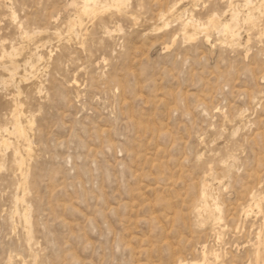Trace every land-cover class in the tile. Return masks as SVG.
<instances>
[{"label": "rangeland", "instance_id": "374dc122", "mask_svg": "<svg viewBox=\"0 0 264 264\" xmlns=\"http://www.w3.org/2000/svg\"><path fill=\"white\" fill-rule=\"evenodd\" d=\"M111 1L0 0V264H264V0Z\"/></svg>", "mask_w": 264, "mask_h": 264}, {"label": "bare ground", "instance_id": "6f19581e", "mask_svg": "<svg viewBox=\"0 0 264 264\" xmlns=\"http://www.w3.org/2000/svg\"><path fill=\"white\" fill-rule=\"evenodd\" d=\"M112 1H114L116 4H119V6H120V4H123V3H121V0H112ZM111 1V2H112ZM250 2V1H249ZM85 4H84V6L82 7V6H80L81 7V9H79V11L80 10H84V11H88V10H90L91 8L93 9V8H97V7H100V0H85V2H84ZM103 3V2H102ZM115 3H114V6H115ZM105 4H107L106 2H105ZM109 4V3H108ZM107 4V5H108ZM110 5H111V3H110ZM174 5V4H173ZM112 6V5H111ZM105 7V6H104ZM117 7V6H116ZM174 7H176V6H174ZM118 8H120V7H118ZM170 8V7H169ZM92 9L90 10V11H92ZM95 9H94V11H95ZM105 9H107L106 7H105ZM115 9H117V8H115ZM172 10L174 9L173 7L171 8ZM102 10V9H101ZM170 10V9H169ZM181 10V9H180ZM183 10V9H182ZM93 11V12H94ZM98 11V10H97ZM184 12H185V10H183ZM81 12V11H80ZM168 12H170V11H168ZM84 13H86L87 14V12H84ZM165 13V12H164ZM171 13V12H170ZM178 13V12H177ZM177 13H176V15H177ZM183 13V12H182ZM215 13V12H214ZM213 13V14H214ZM163 14V13H162ZM179 14V13H178ZM210 14V13H209ZM215 14H217V13H215ZM214 14V15H215ZM164 16V15H163ZM173 16V15H172ZM212 16V15H211ZM178 17V16H177ZM177 17H175L174 19H172L171 21H173V20H177L176 18ZM171 19V17L169 18V20ZM218 19V18H217ZM231 19H233L232 20V22L230 23V22H224V23H222L223 25L221 26L223 29H224V31L226 30L227 31V29H231V26L232 25H235L236 23H237V18L235 17V18H231ZM230 19V20H231ZM187 20V19H186ZM166 21H168V20H166ZM170 21V22H171ZM182 21V20H181ZM170 22H166L165 23V25H168ZM183 23H184V21H182ZM216 22H218L213 16L212 17H210L209 16V18L206 20L205 19V21L204 22H199V20H197L196 18H195V16L193 17V15H191V16H188V21L186 22V24L188 25H190V24H194V25H197L198 26V28H199V25H200V27H202V28H204V29H211V28H213L212 26H214V27H216L215 26V24H216ZM219 23V22H218ZM186 24H185V26H186ZM164 25V24H163ZM184 26V25H183ZM196 27V26H195ZM234 27V26H233ZM187 29V28H186ZM191 29V28H190ZM217 29V28H216ZM219 29V28H218ZM220 30V29H219ZM183 31V30H182ZM185 31V30H184ZM183 31V32H184ZM192 31H194V30H192ZM197 31V30H196ZM205 31V30H204ZM232 31V30H231ZM187 32V31H186ZM223 32V31H222ZM228 32H229V30H228ZM189 33V32H188ZM188 33H186V34H188ZM197 33V32H196ZM199 33V32H198ZM230 33V32H229ZM185 34V35H186ZM233 35H235V34H233ZM195 36V35H194ZM194 36L192 35V34H189L188 35V37L189 38H194ZM5 141V140H4ZM2 142H3V140H2ZM19 158V157H18ZM20 164V163H19ZM20 167V166H19ZM21 170V169H20ZM217 178H218V176H217ZM203 188V193H202V196H204V203H205V206L207 207V208H210L211 210L213 209V210H218L219 209V201L217 200V198H216V196H213L212 195V187L210 186V184H205L204 185V187H202ZM201 201H202V199H201ZM202 202H200V204H201ZM257 203V202H256ZM258 205V204H257ZM199 206H202V204L201 205H199ZM200 210V209H199ZM203 210H205V209H203ZM207 210H209V209H207ZM248 211V210H247ZM203 212V211H202ZM206 212V211H205ZM218 212H219V210H218ZM245 212H246V210H245ZM208 213V212H207ZM213 213V212H212ZM219 213H221V212H219ZM209 214H210V212H209ZM246 214V213H245ZM25 215V214H24ZM221 215V214H220ZM26 217V216H25ZM220 218V217H219ZM213 219V218H212ZM215 219V218H214ZM221 219V218H220ZM216 221V220H215ZM213 222H214V220H213ZM212 222V223H213ZM218 223H220V222H218ZM215 228V227H214ZM260 239V238H259ZM259 241V240H258ZM261 241V240H260ZM260 245V244H259ZM257 249V248H256ZM213 250V249H212ZM258 250V249H257ZM211 251V250H210ZM217 252V251H216ZM214 253H215V251H214ZM206 254H207V252H206ZM218 254V253H217ZM211 255H214V254H211ZM257 255V254H256ZM207 256V255H206ZM206 256L204 255V257L206 258ZM199 261V260H198ZM202 261V260H201ZM205 261V260H204ZM208 261V260H207ZM180 262V261H179ZM258 262V261H257ZM193 263V262H192ZM178 264V263H177ZM179 264H185L183 261L182 262H180ZM187 264V263H186ZM193 264H196V263H193ZM198 264V263H197ZM206 264V263H205ZM257 264V263H256Z\"/></svg>", "mask_w": 264, "mask_h": 264}]
</instances>
